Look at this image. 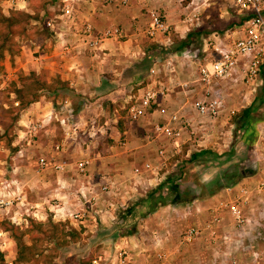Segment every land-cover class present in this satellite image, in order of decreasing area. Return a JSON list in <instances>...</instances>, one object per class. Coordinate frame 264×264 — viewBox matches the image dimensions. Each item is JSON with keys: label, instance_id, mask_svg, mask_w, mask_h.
Wrapping results in <instances>:
<instances>
[{"label": "rangeland", "instance_id": "374dc122", "mask_svg": "<svg viewBox=\"0 0 264 264\" xmlns=\"http://www.w3.org/2000/svg\"><path fill=\"white\" fill-rule=\"evenodd\" d=\"M168 2H173L172 8L175 9L169 16L174 23L170 25L172 43L168 45V50L175 48L178 42L182 40L179 36L184 35L186 27L189 28L187 33L193 30H201L205 37L213 32L220 34L229 28L238 27V16L231 10L228 0H176L175 2L168 0ZM63 5L62 0H0V44L2 43L1 39L5 40V38L8 44V48L6 47L0 57V196L12 202L7 207H0V233H2L0 237V264H32L27 260L18 258L17 251L20 250V247L17 245L14 236H20L24 244L31 245L33 251L39 254L38 264H45L44 258L49 261V264H51L50 261L53 264H78L77 259L80 257L77 258V254L83 255V258L88 260L90 257L103 256V251L109 252L112 249L113 252L104 254L103 257L105 258L103 263L106 261L107 264H111L115 261V245L121 246L120 244L124 239L128 241L129 253L133 256L131 264H143L146 259L144 255L151 254L155 250H160L168 255V251L161 242L158 246L152 245L151 231L154 228L158 229L163 239L169 237V234L175 233L176 237L172 239V242L180 247L183 246L179 243L182 231L186 226L200 225L197 220H190L182 224L178 230L160 223L159 219H150V215L154 212L147 213L146 203L137 206L134 214L127 215L122 222L119 221L120 212L145 198L150 190L169 176L178 185L182 197H187L188 201L181 203L182 206L188 207L193 202L196 211L195 208L206 206L207 203H203V201L214 195L216 191L237 182L239 178L248 174L249 170L254 172L253 166H249L247 162L246 148L240 139L241 131L237 130L233 123L234 115L245 107L239 109L231 117L224 113L218 118H208L210 122L206 128L201 129L202 131L196 126H187L180 138L178 151L170 142H160L159 144H165L168 156H170L166 162L167 167L161 171V175L157 178V185L146 184L142 187V182L149 179L147 172L143 171L142 165L148 160L154 161L155 151L153 148H156L154 143V146L151 144L149 153L140 158L126 162L120 161V159L116 160V157L111 159L109 156L115 151L109 150L111 146L115 145L114 149L120 150L121 143L125 142L126 137L116 135L114 139L111 137L109 129L102 131V134L96 129L97 126L104 125V123L110 124V120L115 119L116 114L119 118L116 121L118 128L122 129L124 124L138 126L145 117L137 122H130L126 116L127 109L134 98L123 102L122 106H115L116 111L113 109L114 104H109L106 107L107 110L92 116L83 127H77L75 124L69 127L67 119L77 123L73 108L82 106L84 102L82 97L85 96L77 98L70 89L56 91L54 94L53 88L59 87V79L56 77L54 79V76L46 71L32 67L31 61L38 58L41 50L46 49L47 46L55 45L54 33L46 27L45 22L47 18L59 13ZM161 11L162 14H166L162 8ZM190 14H197L198 20L186 24L184 20ZM10 16H13L15 24L9 26L1 18ZM178 24H180L179 27L183 29V32L180 29L175 33L173 27H177ZM176 30L178 29L176 28ZM201 37L194 38V46L201 44ZM155 39L158 41L161 37L158 36ZM164 48V46L158 45L160 53L166 52ZM27 63L30 64L31 69H24L21 66V64ZM48 80L51 81V85H48ZM47 85L51 87L46 89L45 86ZM44 87V91L48 92L47 101L55 111L56 117L46 121V125L51 128L53 137H51V144L42 145L41 148L45 152H41L37 148L38 138L40 134L48 135L41 127V125L44 127V122H40L38 117H33L31 118L33 122L25 126L24 109L36 106L34 100L41 94L39 90ZM259 89L260 87H258L253 99L259 93ZM70 95L73 98L69 97ZM138 96L133 94V97ZM25 104L26 106H24ZM30 124L38 126L37 132L32 136L27 133ZM67 135L80 138L81 142L78 140L80 144L77 145V148L76 145L72 146L69 152L63 153L62 156V153L59 155L58 152L63 149L67 151V145L64 142L68 137ZM92 137H96V143L86 154L92 161L85 166L84 171H80L77 167L79 160L71 158H74V154H84L90 149L88 148V138ZM76 149L77 151H75ZM195 153L201 155L193 159L192 154ZM84 156L79 157L84 158ZM46 157L54 158L57 162L72 163L74 165L73 171L79 175L87 173L88 168L91 169L90 172L94 174V178L91 180L95 179L96 182L87 180L89 183H85V187L76 178L73 179L74 181L59 178L60 184L59 179L56 178L58 188H52V182L46 180L42 185L40 180L42 174L49 170L56 171L51 165L44 169L38 166L39 160ZM134 165L139 166L138 169L141 174L131 178L126 175L121 182L112 183L111 185L114 187L111 192L115 194H100L103 192L102 187L104 186L99 182L100 174L112 175L117 171L121 175L122 173L130 174ZM64 169L60 172H63ZM168 172L171 174L169 175ZM98 184L99 186H97ZM133 188L139 190L136 192ZM134 192L136 193L132 196ZM163 192L164 194L167 193L165 187ZM120 193L122 195L129 194L130 197L122 207L118 206L115 209L117 223L108 226L99 223L92 227L88 221H93L94 216L98 218L96 214L100 208L98 206L110 196L113 198ZM18 197L20 199H17ZM90 202L96 204H92L93 207L92 205L90 207ZM174 214L178 216L176 213ZM82 222L86 226H83ZM114 226L122 230L133 228V233L123 235L113 243L109 240H98L95 237L98 230L102 228H105L101 231L102 234H111ZM71 230H76L77 234L74 239L79 243L82 252L73 251V249L70 252H65L64 248H70L71 243L66 244L67 246H64L63 250L62 247L56 246L58 239L55 237ZM2 241L5 243L3 244ZM141 242H143L144 247L139 245Z\"/></svg>", "mask_w": 264, "mask_h": 264}, {"label": "crops", "instance_id": "0c3cea01", "mask_svg": "<svg viewBox=\"0 0 264 264\" xmlns=\"http://www.w3.org/2000/svg\"><path fill=\"white\" fill-rule=\"evenodd\" d=\"M67 1L68 0H66V2ZM170 1L175 2L176 0ZM72 2L74 14L79 23H88L96 31H103L108 27L118 26L121 30V35L116 39H106L99 45L98 49L93 50L92 48L87 47L77 36L69 33V31H66L61 35L53 34L55 45L47 46L46 49L39 52L38 58L31 61L32 67L46 71L48 74L54 76V79L55 77L59 79V87L53 88V93L70 89V91L76 94L75 96L77 98L85 96L82 97L84 102H90V105L87 107L83 105V102L82 106L73 108L74 117L75 120H77V123H73V121L67 119V125L69 127L74 124L77 127H83L86 122L88 123V121H90L92 116L107 110L106 107L110 104L108 101L110 97H112V91L117 85L124 87L126 95L124 99L120 100L118 103H112L114 104V111H116L115 106H122L123 102H126L130 95H141L144 88L161 85L168 89V93L164 98L160 99V104L167 106L169 114L177 111L178 114L188 122L189 126H196L200 131L208 126L210 119L198 116L190 105V102L193 98H196V95L189 94V96H185L178 87V83L179 81L185 80L193 75L196 71L197 66L191 59V54H197L198 57L204 56L205 53L203 51L207 49V41L211 42L218 39L226 40L227 36L237 38L241 35L239 24L237 28H229L220 34L213 32L208 35V37H205V35L203 36L204 32L201 30H193L187 33L189 28L186 27V29H184V35L182 34L179 36L182 40L186 39V37L192 32L197 31V33L201 32V34L192 36V42L180 51H177L176 46L172 50H168V45H171L172 43L170 34L169 41H166L161 37V39H158L159 43H161L159 44L155 38L152 39L147 36L146 28L149 23L150 11L157 9L162 12L161 8L166 12V14H163L166 22L169 23V26L172 25L171 23L174 22L169 16L172 10H175L172 8L173 2H168V0H127L125 6H119L118 3H109L105 0H72ZM179 25L180 24H178L177 27H173L175 33L180 29V31L183 32V29L179 27ZM234 26L236 25L234 24ZM176 28L178 30H176ZM199 36H202L200 38L201 44L194 46V38ZM158 45L164 46L166 52L160 53ZM21 66L24 69L32 68H30L29 63L21 64ZM151 69L158 70L159 72L154 75L150 74ZM239 75L240 74L237 73L231 78L221 80L214 88V91H217V93L224 98L227 111L233 109L237 112L239 109L249 106L254 94L258 90L257 88L255 92H251L247 85L241 81ZM259 78L260 84L258 87L262 86L264 83V64L261 67ZM47 83L48 85H51L50 80H48ZM48 85L45 86L46 89L51 87ZM45 87L39 90V93L41 94H39L38 98L34 100L36 106L24 109V117L26 120L25 126L30 122H33L31 120L33 117H38L37 119L40 118V122H44V127L43 125H41V127L46 134L48 133V135L40 134L38 138L37 148L41 152H45V150L41 148L42 145L51 144V137H53V134L50 131L51 128L46 125V121L50 120L52 117H56L55 111L49 106V102L47 101L48 92L44 91ZM69 97L73 98L71 95ZM66 105L67 103L64 106L65 108ZM163 117L164 116H162L157 110H152L145 116L138 126H127L124 124V127L121 129L117 127L116 121L118 120L112 118L110 124L104 123V125L97 126L98 128L96 129L101 132V134L105 129H109L111 137L114 139L116 135L126 137L125 142L121 143L122 146H120V150L114 149L116 147L115 145H112L109 149L110 151L115 150L109 156L111 159L116 157V160L120 159V161L126 162L127 160L137 159L142 155L148 154L151 144L152 146L155 145L157 148L159 143L154 140H149L147 134L151 125L162 122L164 119ZM91 123H93V121ZM73 135H67L68 137L64 140L67 145V151L64 149L61 150L58 152L59 155H61V153L62 156L63 153L67 154L72 146L76 145L77 148V145L80 144L81 139L76 138ZM95 138H88V148L90 149L84 154H74V158L71 159H77V161L87 160L88 164H90L92 159L86 154L95 145ZM156 148H153L154 151ZM145 150H147V152H145ZM75 151H77V149ZM83 155H85L84 158L79 157ZM46 159L49 158L46 157ZM65 163L66 167L63 172L61 171L62 173L60 171L56 172L52 170H47L48 172L46 173L44 172L42 174L43 176L40 178L42 185L45 182L44 180H46L52 182V188H58L55 181L56 178H67L66 180H73L76 178V180L78 182L81 181L85 187V183L96 182L95 179L91 180V178H94V174L90 172L91 169L88 168L87 173L79 175L77 172L73 171L74 165L72 163ZM254 164V172L251 174H245L243 177L239 178L237 182L231 185L235 188L242 185L253 187L259 180L263 179L264 158L261 159L260 157V160L256 161ZM135 167L139 166L134 165L132 167V174L122 173L121 175L119 171L112 175L100 174L101 177L99 176V182L101 185L107 186V188L106 190H102V193L97 192L101 195H110L111 193H114L111 192L114 187L111 184L116 181L121 182L125 179L126 175H129L128 177L130 178L137 176L134 174ZM168 174L170 175L171 172H168ZM147 175V178L149 179L142 182V187L146 184L157 185L158 177H154L149 173H147ZM169 177L172 178L171 176ZM61 185L63 184L61 183ZM97 186H99V184ZM226 187L222 188L220 191H216L214 195H211V197L203 201V203H207L206 206L195 208L198 212L194 210L193 202L192 204L189 203L190 206L188 207L186 205V207H183L184 205L182 206V204H167L156 209V211L150 215V219H159L160 223L178 230L182 224H185L190 220H197L199 222L198 224L204 225V223L208 222L212 216L210 208H215L214 206L218 205V201L227 195ZM133 190L137 192L139 189L133 188ZM136 192H134L132 196H134ZM121 195L122 193L113 198L110 196L109 199L104 200L102 204L98 206L100 207L96 211L98 218H95L94 216L93 221H88L92 227L99 223H104V226L117 223V215L114 211L118 206L122 207L130 197L129 194ZM263 200L264 199L261 198V195L255 196L254 198L252 197L249 200L245 208L248 223L242 230L236 229L232 224L230 215L223 211L220 214L222 219L216 225L218 239L214 242L209 241V239L206 238L208 235H206L204 238H198L190 244L178 247V244L172 242V239L176 237L175 233H173L174 236L169 234V237L163 239L159 230L154 228L150 233L152 245L158 246L157 238L161 239L162 246L168 251L165 264H230L231 259H235L238 264H252L254 254L259 256L260 264H264ZM92 204L93 203L90 202L89 206L91 207ZM83 226L86 225L83 223ZM153 234L157 235V237H154ZM223 236L228 237L226 242L223 241ZM169 242L172 243L169 244ZM139 245L143 246L144 244L141 242ZM114 248L116 250V245ZM141 251H139V253H141ZM111 252H113L112 249L109 252L103 251L104 254H110Z\"/></svg>", "mask_w": 264, "mask_h": 264}, {"label": "built area", "instance_id": "2783aa9c", "mask_svg": "<svg viewBox=\"0 0 264 264\" xmlns=\"http://www.w3.org/2000/svg\"><path fill=\"white\" fill-rule=\"evenodd\" d=\"M109 3H118L119 6H125L127 0H105ZM231 10L238 16V24L241 28V35L237 38L227 36L226 40L218 39L211 42L207 41L203 52L204 56L198 57L197 54H191L192 60L196 64V71L193 75L178 83V87L185 96L189 94L196 95V98L190 102V105L200 117L218 118L224 112L228 116L236 113L235 110H228L225 107L224 98L217 91H214L215 86L225 79L231 78L234 74H240L243 81L251 92H255L260 84V71L264 64V0H228ZM64 2L59 13L47 18L45 25L54 34L61 35L64 32L77 36L83 41L87 47L93 50L98 49L106 39L119 38L121 30L118 26H111L103 31H96L88 23H79L76 18L72 6V0ZM198 20L197 14H190L184 22L191 24ZM171 29L166 22L164 15L157 9L150 11L149 23L146 28L148 37L154 39L158 36L169 41ZM158 70L151 69L150 74H156ZM168 93V89L164 86H149L144 88L141 95L138 97L129 96V99L134 101L127 109V119L130 122H137L145 117L152 110H157L162 116L163 121L152 124L147 134L149 140L157 141L158 143L168 141L177 150L179 141L187 126L188 122L178 114L177 111L168 113L167 106L160 104V99L164 98ZM152 107V108H151ZM149 108H151L149 110ZM116 120L117 114L114 117ZM38 126L30 124L27 133L29 136L35 135ZM258 137L255 142V151L257 154L256 161L264 158V122L257 125ZM58 148V147H57ZM154 161H146L143 163V171L159 177L161 171L166 169V162L170 158L168 156L165 144H159L155 150ZM261 154V155H260ZM157 161V163H156ZM255 161V162H256ZM254 162V163H255ZM253 163V167L254 164ZM88 164L87 160H79L77 167L80 171H84ZM49 165L56 170H63L65 162H57L54 158H41L38 166L42 169ZM134 174H141L138 167L134 168ZM107 186H103L102 190H106ZM227 195L218 201L215 208H210L212 216L204 225H189L184 228L181 233L179 243L182 245L192 243L198 238H206L214 242L218 239L216 228L217 223L222 219L220 214L225 211L231 219L233 226L242 230L248 223L246 217V205L249 200L255 196H260L264 199V178L259 180L253 187L239 186L235 188L233 185L226 187ZM17 199H20L18 197ZM264 201V200H263ZM262 201V202H263ZM12 202L0 196V207L9 206ZM77 216V215H76ZM0 233V237H1ZM154 237L157 235L153 234ZM5 240V239H2ZM158 245L161 239L157 238ZM228 240L227 236H223V241ZM4 244L5 242L2 241ZM121 246H116L115 261L111 264H131L133 256L129 253V244L126 239L122 240ZM146 257L143 264H165L166 253L160 250H155L151 254H145ZM103 256L93 258L92 264H107L104 262ZM230 264H238L235 259H231ZM252 264H260L259 256L254 254Z\"/></svg>", "mask_w": 264, "mask_h": 264}, {"label": "trees", "instance_id": "16d2710c", "mask_svg": "<svg viewBox=\"0 0 264 264\" xmlns=\"http://www.w3.org/2000/svg\"><path fill=\"white\" fill-rule=\"evenodd\" d=\"M1 19L7 22L9 26L15 24L13 16L2 17ZM200 34L201 32H192L186 37V39L179 41L176 45L177 51H180L182 48L188 46L192 42V36ZM1 41L2 43L0 44V57L3 55L6 47L8 48L6 38L5 40L1 39ZM125 95L126 92L124 90V87L117 85V87L112 91V97H110L108 102L110 104L118 103L120 100L124 99ZM83 105L87 107L90 105V102L85 101ZM24 106H26V104ZM151 108H149V110ZM262 122H264V83L262 84V86H260L259 93L255 96L251 104L242 109L233 117V123L235 124L236 129L241 131L240 139L246 148V156L249 166H253V163L257 159V154L255 151V142L258 137L257 125ZM199 155L201 154H192V158L196 159ZM248 173L251 174L252 171L249 170ZM231 184H234V182ZM164 187L167 192L166 194H164L163 192ZM186 201H188L187 197H182L178 185L173 180H171L170 177H168L163 182L159 183L155 188L150 190L145 198L140 199L139 201L132 204L131 207L126 208L124 211L120 212L119 221L122 222L127 217V215L134 214L135 208L139 205H142L143 203H146L147 213L149 214L154 212L158 207L165 206L167 204H183ZM104 229L105 228L98 230L95 237L98 240H109L111 243H113L117 238L122 237L123 235L125 236L133 233V228L122 230L121 228L114 226L111 234L105 235L101 232ZM76 234V230H71L68 233L56 236L55 238L58 239L56 246L62 247L63 250V247L67 246L66 244L71 243L72 245L70 248H64L65 252H70L71 249H73V251L75 250L82 252L83 250L80 249L79 243H77V240L74 239ZM14 239L17 245L20 247V250L17 251L18 258L27 260V262H31L32 264H38L39 254L33 251L31 245L28 246L24 244L20 236H14ZM78 256L80 258H78ZM77 258L78 264H92V257H90L88 260H85L83 258V255L77 254ZM43 262L45 264H49V261H47L46 258H44ZM50 262L51 264H53L52 261Z\"/></svg>", "mask_w": 264, "mask_h": 264}]
</instances>
